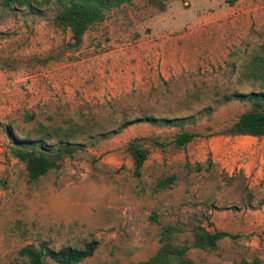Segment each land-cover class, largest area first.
Returning <instances> with one entry per match:
<instances>
[{
	"label": "rangeland",
	"instance_id": "374dc122",
	"mask_svg": "<svg viewBox=\"0 0 264 264\" xmlns=\"http://www.w3.org/2000/svg\"><path fill=\"white\" fill-rule=\"evenodd\" d=\"M52 14L0 5V264H29L24 245L89 240L77 264H140L166 224L180 228L171 244L189 245L195 225L229 234L212 250L189 247L195 264H263L264 137L223 131L250 105L231 93L264 92L248 74L264 64V0H125L77 46ZM146 115L188 118L179 128ZM9 130L81 147L28 181ZM181 131L194 137L177 147ZM131 139L147 150L137 171Z\"/></svg>",
	"mask_w": 264,
	"mask_h": 264
},
{
	"label": "trees",
	"instance_id": "16d2710c",
	"mask_svg": "<svg viewBox=\"0 0 264 264\" xmlns=\"http://www.w3.org/2000/svg\"><path fill=\"white\" fill-rule=\"evenodd\" d=\"M125 0H0L3 7L22 6L27 12L40 10L41 5H51L53 9V24L61 30H68L71 37V46H77L81 41L84 31L92 24L101 21L106 13L113 7ZM236 0H224L231 5ZM255 69V70H254ZM248 74L253 78H259L264 82V64L257 63ZM229 99L240 102H248L249 108L238 114L237 118L226 127L223 133L231 135H248L253 137H264V92L250 91L246 93L233 92ZM141 120L153 125L177 126L181 128L184 120L188 117H154L146 115ZM126 121H122L115 130L125 127ZM42 135L37 139L19 137L10 130V152L23 163L25 175L28 181H35L50 169L57 167L58 161L65 157H71L75 150L81 147L80 143L68 139L56 138L53 131H39ZM114 132V131H113ZM99 136L102 138L103 134ZM194 137L193 133L181 131L173 139L175 146H183ZM56 139L55 141H51ZM126 150L132 160L134 170L137 171L147 157V150L131 139ZM174 179L168 175L158 179L155 186L167 187ZM152 219H154L152 217ZM191 241L189 245L171 244L168 238L180 231L175 225H162L160 228V239L163 240L156 252L140 264H195L185 255L189 247L212 250L216 242L229 234L225 231L216 230L209 232L200 225L191 229ZM96 247V241L89 240L82 244V247L62 246L58 249L44 248L40 245L34 248L31 245H24L17 254L29 264H44V258H48L55 264H77L81 260L91 256ZM264 264V251H263Z\"/></svg>",
	"mask_w": 264,
	"mask_h": 264
}]
</instances>
